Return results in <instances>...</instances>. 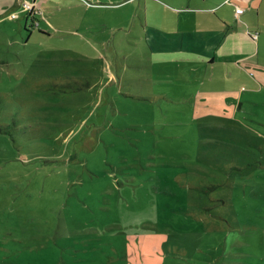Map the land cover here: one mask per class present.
<instances>
[{
	"label": "rangeland",
	"instance_id": "374dc122",
	"mask_svg": "<svg viewBox=\"0 0 264 264\" xmlns=\"http://www.w3.org/2000/svg\"><path fill=\"white\" fill-rule=\"evenodd\" d=\"M206 3L67 0L31 16L49 38L0 19V264H264V47L154 78L140 38ZM80 18L98 33L59 31Z\"/></svg>",
	"mask_w": 264,
	"mask_h": 264
},
{
	"label": "crops",
	"instance_id": "0c3cea01",
	"mask_svg": "<svg viewBox=\"0 0 264 264\" xmlns=\"http://www.w3.org/2000/svg\"><path fill=\"white\" fill-rule=\"evenodd\" d=\"M64 1L67 0H47L31 14L33 17H37L38 15L36 14H39L37 13L38 9L42 7L43 10L51 11L50 14L53 15V8L55 6L59 7ZM68 1L72 6L92 5L88 9L90 11L96 9L93 7L94 5L104 7L115 6L130 0H112V2H108V0ZM195 1H197V5L203 6L207 5L206 2H210L208 4L211 7L205 12L212 15L205 17V19L198 16L197 20L192 19L190 21V30L165 33L160 31L159 28L148 29L146 27L145 34L143 33L140 37L144 39L145 48L149 49L152 56L148 60L152 63V66H150L151 70L149 71L152 77L154 76L155 78L160 74L171 75L174 72L180 74L183 71L181 67L186 68L185 72H182L183 76L190 77L193 73L214 70L218 63L221 66H230L234 72V69H241V66L238 65L247 63L246 60L248 58L260 56V48L261 46L264 47V0H223L220 3L215 2L216 0ZM22 3L23 0H0V19L6 20L5 16L11 10L19 8L18 11L22 10ZM46 5L47 7H45ZM237 7L244 10L242 14H236ZM195 9H197L196 12L202 10V8ZM24 15L28 20L34 19L32 17L29 18L25 13ZM38 20L34 19L36 22ZM80 20L82 23L72 27V29L68 28L67 30L64 25H60L61 29L59 31L72 33L93 30L96 31L94 33H98V28L92 26L83 18H80ZM161 20L164 21V19ZM233 20H238L241 26L239 28L235 27ZM33 22L30 24L29 32L34 33L35 31H39L40 35L48 38L53 36L49 23L39 21L38 27H35V29ZM174 22L175 20L170 19L169 24ZM137 68L140 69V67ZM173 68H178V70H173ZM171 77L173 76L167 75L166 78L171 80L173 79ZM206 83L209 82L201 83V86H205Z\"/></svg>",
	"mask_w": 264,
	"mask_h": 264
},
{
	"label": "built area",
	"instance_id": "2783aa9c",
	"mask_svg": "<svg viewBox=\"0 0 264 264\" xmlns=\"http://www.w3.org/2000/svg\"><path fill=\"white\" fill-rule=\"evenodd\" d=\"M38 1H46V0H32V3L25 2L24 5H22V6H23V8H25L26 10L33 12V11L36 9V4H37ZM243 11H244V10H243L242 8H240V7H237V8H236V14H237V15L242 14ZM255 38H256V37H255Z\"/></svg>",
	"mask_w": 264,
	"mask_h": 264
},
{
	"label": "trees",
	"instance_id": "16d2710c",
	"mask_svg": "<svg viewBox=\"0 0 264 264\" xmlns=\"http://www.w3.org/2000/svg\"><path fill=\"white\" fill-rule=\"evenodd\" d=\"M31 16H32V14H31V12H30V17H31ZM30 17H29V18H30ZM32 20H33V19H32ZM33 23H34V25H35L36 21H34ZM34 25H33V27L35 28ZM35 29H36V28H35Z\"/></svg>",
	"mask_w": 264,
	"mask_h": 264
}]
</instances>
